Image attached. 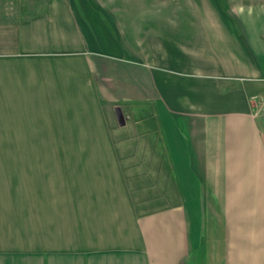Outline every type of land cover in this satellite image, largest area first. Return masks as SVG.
I'll list each match as a JSON object with an SVG mask.
<instances>
[{
  "label": "crops",
  "instance_id": "obj_1",
  "mask_svg": "<svg viewBox=\"0 0 264 264\" xmlns=\"http://www.w3.org/2000/svg\"><path fill=\"white\" fill-rule=\"evenodd\" d=\"M130 9L0 0V264H264V0Z\"/></svg>",
  "mask_w": 264,
  "mask_h": 264
},
{
  "label": "rangeland",
  "instance_id": "obj_2",
  "mask_svg": "<svg viewBox=\"0 0 264 264\" xmlns=\"http://www.w3.org/2000/svg\"><path fill=\"white\" fill-rule=\"evenodd\" d=\"M109 2H114L116 6H121L124 8L131 7L130 12L132 19L137 20L140 14L141 16L146 14L147 19L144 23V27L148 34L155 32V24L151 16L160 14L163 16H170L169 10H181L187 3L192 4V0H108ZM138 10L143 11V13H138ZM14 136L10 130L0 131V137H10ZM58 147H66L64 142H50V141H27V140H10V139H0V176L4 175L2 173L5 167L10 164H15L17 159L15 156H10L13 152L19 150H43V149H53ZM70 147H73L70 145ZM9 168V167H8Z\"/></svg>",
  "mask_w": 264,
  "mask_h": 264
},
{
  "label": "built area",
  "instance_id": "obj_3",
  "mask_svg": "<svg viewBox=\"0 0 264 264\" xmlns=\"http://www.w3.org/2000/svg\"><path fill=\"white\" fill-rule=\"evenodd\" d=\"M252 100L258 101V104L256 106V112L254 114L264 113V99L258 98L257 96H252Z\"/></svg>",
  "mask_w": 264,
  "mask_h": 264
},
{
  "label": "water",
  "instance_id": "obj_4",
  "mask_svg": "<svg viewBox=\"0 0 264 264\" xmlns=\"http://www.w3.org/2000/svg\"><path fill=\"white\" fill-rule=\"evenodd\" d=\"M118 118L120 119V121L122 122V116L120 114H118Z\"/></svg>",
  "mask_w": 264,
  "mask_h": 264
}]
</instances>
